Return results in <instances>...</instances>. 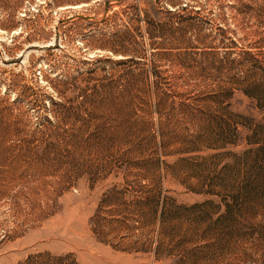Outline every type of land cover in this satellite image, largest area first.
I'll list each match as a JSON object with an SVG mask.
<instances>
[{
	"label": "rangeland",
	"instance_id": "rangeland-1",
	"mask_svg": "<svg viewBox=\"0 0 264 264\" xmlns=\"http://www.w3.org/2000/svg\"><path fill=\"white\" fill-rule=\"evenodd\" d=\"M72 261L264 264V0H0V264Z\"/></svg>",
	"mask_w": 264,
	"mask_h": 264
},
{
	"label": "trees",
	"instance_id": "trees-1",
	"mask_svg": "<svg viewBox=\"0 0 264 264\" xmlns=\"http://www.w3.org/2000/svg\"><path fill=\"white\" fill-rule=\"evenodd\" d=\"M110 193V192H109ZM108 193V194H109ZM105 195V199H103V201H107L111 196L110 195ZM117 222V221H116ZM70 264H75V262L74 261H72Z\"/></svg>",
	"mask_w": 264,
	"mask_h": 264
}]
</instances>
